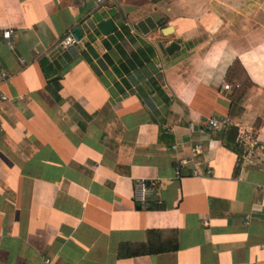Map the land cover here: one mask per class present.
Wrapping results in <instances>:
<instances>
[{"label": "crops", "instance_id": "1", "mask_svg": "<svg viewBox=\"0 0 264 264\" xmlns=\"http://www.w3.org/2000/svg\"><path fill=\"white\" fill-rule=\"evenodd\" d=\"M0 68V264H264V156L236 143L264 142V0H0ZM195 142L212 175L174 178ZM150 229L177 250L117 255Z\"/></svg>", "mask_w": 264, "mask_h": 264}, {"label": "built area", "instance_id": "2", "mask_svg": "<svg viewBox=\"0 0 264 264\" xmlns=\"http://www.w3.org/2000/svg\"><path fill=\"white\" fill-rule=\"evenodd\" d=\"M108 0H92L96 6L103 5ZM12 29L5 28L2 30V37L5 40V44L8 48H11V36ZM79 42V38L75 37L73 32L66 33L58 42L56 47L64 51L74 44ZM162 68V64L158 65ZM9 79V73L5 68H0V109L3 104L10 100V97L2 90V85ZM223 89H230V84H223ZM207 125L216 132L223 131L230 124V120L227 116L214 117L211 116L206 120ZM236 143L240 147V154L238 161L244 164H254L261 157L264 156V142L257 139L256 136H252L248 132L238 130ZM174 144L172 148H176ZM204 151L203 144L201 142H195L190 147V157L180 158L174 166V178L179 179L182 176L183 169H188L189 174L194 177L204 178L212 175V170L208 167H202L201 164L195 159V156L201 154ZM156 187L155 180H138L135 182V194L134 200L140 205H145L154 193ZM257 190L262 194L261 201L255 204L257 212L264 213V185H256ZM253 218V213H247L244 217V223L247 224ZM205 225L207 222H203ZM41 264H57L50 256H43Z\"/></svg>", "mask_w": 264, "mask_h": 264}, {"label": "trees", "instance_id": "3", "mask_svg": "<svg viewBox=\"0 0 264 264\" xmlns=\"http://www.w3.org/2000/svg\"><path fill=\"white\" fill-rule=\"evenodd\" d=\"M145 242L130 243L121 242L117 247V255L120 258L133 257L142 254H155L165 251H175L178 248L177 235L174 231L169 234L170 238L161 240L162 231L156 229L147 230Z\"/></svg>", "mask_w": 264, "mask_h": 264}, {"label": "water", "instance_id": "4", "mask_svg": "<svg viewBox=\"0 0 264 264\" xmlns=\"http://www.w3.org/2000/svg\"><path fill=\"white\" fill-rule=\"evenodd\" d=\"M99 27L105 32V31H108L109 29H111L113 26H112L111 20H103L100 22ZM73 34L77 38L80 37V33H79V30L77 28L73 30ZM175 47H177V44L173 42L168 46L167 51L170 53L172 51V49Z\"/></svg>", "mask_w": 264, "mask_h": 264}]
</instances>
